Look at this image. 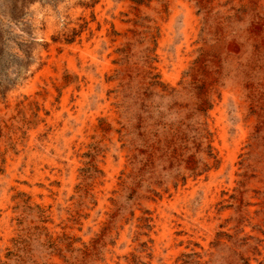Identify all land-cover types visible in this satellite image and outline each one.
Wrapping results in <instances>:
<instances>
[{
    "label": "rangeland",
    "instance_id": "obj_1",
    "mask_svg": "<svg viewBox=\"0 0 264 264\" xmlns=\"http://www.w3.org/2000/svg\"><path fill=\"white\" fill-rule=\"evenodd\" d=\"M0 264H264V0H0Z\"/></svg>",
    "mask_w": 264,
    "mask_h": 264
}]
</instances>
